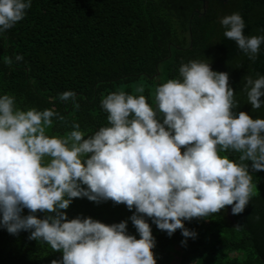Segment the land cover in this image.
<instances>
[{"label":"clouds","instance_id":"obj_1","mask_svg":"<svg viewBox=\"0 0 264 264\" xmlns=\"http://www.w3.org/2000/svg\"><path fill=\"white\" fill-rule=\"evenodd\" d=\"M31 6L32 0H0V33L22 21ZM220 23L224 36L254 63L264 35L246 36L238 12ZM4 62L11 66L13 59ZM229 80L208 59L189 61L177 78L155 87L153 104L142 82L134 86L136 94L121 88L106 95L101 108L107 123L91 134L72 123L63 135H50L54 120L65 122L63 115L23 110L14 95H0V227L12 235L28 232L29 240L60 253L50 264H157L149 219L169 237L181 230L186 245L197 233L185 221L207 219L228 206L233 215L243 213L256 195L253 173L264 171V118L235 111ZM242 82L251 108L260 109L264 75H245ZM59 99L80 107L74 91ZM228 152L238 153V161L222 155ZM78 198L134 209L129 219L139 239L129 234L127 220L70 219L67 209Z\"/></svg>","mask_w":264,"mask_h":264},{"label":"trees","instance_id":"obj_2","mask_svg":"<svg viewBox=\"0 0 264 264\" xmlns=\"http://www.w3.org/2000/svg\"><path fill=\"white\" fill-rule=\"evenodd\" d=\"M206 1L205 9L204 0H32L25 18L0 33V95H14L23 110L54 109L63 115L65 122L54 120L50 135H63L72 123L91 134L107 123L101 100L109 93L123 88L136 94L134 86L142 82L143 95L153 104L155 87L177 78L182 64L208 59L214 71L229 73L235 111L264 118V104L253 110L242 82L245 75H264V43L253 63L224 36L220 23L238 12L246 36L264 35V0ZM17 55L23 60L17 62ZM5 57L13 59L11 66ZM69 90L76 93L78 110L73 101L59 99ZM222 155L239 157L235 152ZM253 183L256 195L243 213L231 218L228 206L207 219L185 221L197 233L186 245L181 230L169 237L149 219L157 264L178 258L179 264H264V171L253 173ZM134 211L87 198L75 199L67 209L70 219L90 216L109 225L127 220L129 234L139 239L129 219ZM28 236L0 227V264H50L60 258Z\"/></svg>","mask_w":264,"mask_h":264},{"label":"water","instance_id":"obj_3","mask_svg":"<svg viewBox=\"0 0 264 264\" xmlns=\"http://www.w3.org/2000/svg\"><path fill=\"white\" fill-rule=\"evenodd\" d=\"M207 4V1L206 0H204V8L206 9V5ZM230 217L231 218H234V215L232 214V210H231V206H230Z\"/></svg>","mask_w":264,"mask_h":264},{"label":"rangeland","instance_id":"obj_4","mask_svg":"<svg viewBox=\"0 0 264 264\" xmlns=\"http://www.w3.org/2000/svg\"><path fill=\"white\" fill-rule=\"evenodd\" d=\"M179 260L180 259L178 258L176 261L173 262V264H179Z\"/></svg>","mask_w":264,"mask_h":264}]
</instances>
